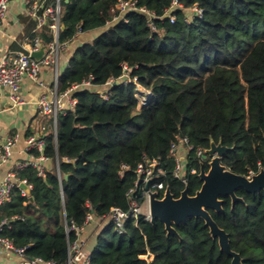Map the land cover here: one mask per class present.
Instances as JSON below:
<instances>
[{"label":"trees","instance_id":"trees-1","mask_svg":"<svg viewBox=\"0 0 264 264\" xmlns=\"http://www.w3.org/2000/svg\"><path fill=\"white\" fill-rule=\"evenodd\" d=\"M179 1L182 7L171 10V22L166 12L172 0H137L154 12L151 29L137 11L106 26L116 0H61L59 43L72 42L78 31H99L75 47L58 74V91L90 76L102 85L126 65L151 95L139 106L133 83L111 85L107 100L82 87L74 92L75 109L57 116L55 130L45 122L40 135L50 166L44 174L30 164L17 168L16 177L31 189L24 196L15 186L0 205V221L8 220L0 235L26 246L27 257L65 264L68 242L76 238L66 224L81 225L89 211L106 220L113 206L127 210L126 192L144 159L160 161L164 174L157 180L179 196L185 185L172 175L169 156L179 133L191 145L187 163L195 172L186 184L191 195L201 185L195 150L208 148L211 140L232 148L221 158L231 171L248 176L264 168V0ZM194 4L202 16L188 18ZM31 21V38L48 44L53 39L48 24L32 32L36 21ZM122 164L129 168L120 176ZM236 194L244 203L232 206L226 197L223 212L210 214L228 233L242 264H264V191ZM176 230L180 239L166 235L158 219L139 216L129 218L119 235L107 220L89 251L91 263L145 264L140 255L150 252L154 264H230L201 218H189Z\"/></svg>","mask_w":264,"mask_h":264},{"label":"built area","instance_id":"built-area-1","mask_svg":"<svg viewBox=\"0 0 264 264\" xmlns=\"http://www.w3.org/2000/svg\"><path fill=\"white\" fill-rule=\"evenodd\" d=\"M45 1L46 0H27L29 4V13L36 18L38 26L48 24L53 34V39L48 44L43 45L40 38L35 36L32 44L29 45L28 51H17L13 54L3 56L0 60V87L8 89L12 104L18 105L25 102L19 93L20 83L23 78H28L38 86L44 88V91L38 96L35 103L40 112L47 116L52 122L54 130L57 124V116L60 113L70 112L75 109L77 98L74 96V92L82 87L95 89L102 99L107 100L109 97V87L111 85L119 81L133 83L139 91V93L136 94L138 105L141 106L146 104L150 99V91L142 88L137 78L130 75V68L126 65H123L124 71L119 77L110 78L102 85L92 83V77L90 76L82 82L73 84L63 91H58L57 68L61 47V43L58 41V35L60 30L59 14L61 0H53L52 3L43 6ZM9 2L10 0H0V24L7 14ZM175 7H182L179 0H172V7L166 12L171 22H173L174 18L171 16L170 12ZM40 8L41 11H39ZM131 11L145 14L148 25L151 29H155L153 22L155 16L154 12L145 5H138L137 0H116L112 8V19L106 23V26L124 18V14ZM188 13V18H190L191 14L201 17L202 9L194 4L188 9ZM79 33L82 32L78 31V34ZM40 48H44V54L40 58L32 57L30 53ZM45 65L54 67V78L50 85L46 84L41 77V70ZM177 138L179 141L173 143L169 149V156H173L174 158L172 175L186 185L189 174L195 172V169L189 167L187 163V154L188 150L191 149V145L187 137L178 135ZM15 140L16 138L13 136L0 138V165L7 160ZM25 144V149L30 154L31 160L21 162L18 167L21 168L30 164L37 168L38 174H44L46 168L44 161L48 160V157L43 153L44 140L42 136L29 135L25 140ZM183 146H186L187 149L185 148L186 151L184 150V152H181L180 149L183 148ZM34 151L37 152V154H34ZM195 156L200 158L201 162L205 161L207 158L208 161L210 160V157L205 155V149L202 148H197L195 150ZM128 168V165L122 164L120 166L119 175L122 176L123 171ZM134 173L136 176L134 185L126 192L128 209L123 210L119 206H113L106 216L107 220L112 222L119 235L125 233V223L129 218L136 219L139 216H144L146 219H150L149 190L156 191L158 197H162L166 189L164 183L157 180L159 175L164 174V167L161 166L159 160L144 159V161L136 165ZM252 173L254 172H251L250 175ZM21 183H24L27 188L20 187ZM15 186L20 188V192L24 196H26L31 189V185L28 184L25 179H18L15 175V171L9 170L0 183V205L10 199L11 191ZM95 218L97 217L93 212L89 211L81 225H77L73 222L69 225L66 224V231H73L76 238L72 242H68V258L65 264H92L90 252L85 248V243L80 238V234L93 220H95ZM7 224L8 220L6 219L0 221V231L4 226H7ZM0 245L6 252L22 258L23 261L21 264H55L53 261H46L41 257H27L25 255L26 246H16L11 240L1 235ZM140 257L145 260V264H154V256L150 252L140 255Z\"/></svg>","mask_w":264,"mask_h":264},{"label":"crops","instance_id":"crops-1","mask_svg":"<svg viewBox=\"0 0 264 264\" xmlns=\"http://www.w3.org/2000/svg\"><path fill=\"white\" fill-rule=\"evenodd\" d=\"M31 19L36 21V27L31 31L40 30L41 26H38L36 18L29 13L27 0H10L7 14L0 24V60L3 56L17 51H28L29 45L32 44L34 39L29 34ZM96 34L91 37L87 35V32H82L72 42L61 43L57 68L58 74L68 66L69 58L75 47L83 42L90 41ZM41 77L46 84H52L54 67L51 65L43 66ZM43 91L44 88L28 78H23L20 83L19 93L25 102L13 105L9 98L8 89L0 87V138H6L7 136L16 138L11 147L10 155L0 165V183L7 171H15L19 168L18 165L21 162L31 160L30 154L25 149V140L29 135H40L45 122L49 120L47 116L40 112L35 103ZM44 165L48 168L50 161H44ZM106 221L107 219L95 218L80 234V238L84 241L85 248L88 251L95 245L96 236ZM22 261V258L6 252L0 245V264H21Z\"/></svg>","mask_w":264,"mask_h":264},{"label":"water","instance_id":"water-1","mask_svg":"<svg viewBox=\"0 0 264 264\" xmlns=\"http://www.w3.org/2000/svg\"><path fill=\"white\" fill-rule=\"evenodd\" d=\"M60 27L63 28V24ZM30 54L34 58H40L44 54V48ZM179 135L182 136L181 133ZM231 149L220 142L210 141L209 147L205 149V155L210 157L208 167L203 162L200 163L198 177L201 185L194 194H189L187 185L177 197L169 187H166L162 197H158L156 191L149 190V220L154 222L158 219L164 225L166 235L180 239L176 226L189 218H201L210 236L217 240L220 251L231 257L230 264H242L240 254L230 247L228 233L218 226L210 211L223 212L226 197L230 198L232 206L238 202L244 203L243 198L236 194L239 189L252 194L264 191V168L250 176L231 171L221 163V158ZM20 187L27 188L24 183Z\"/></svg>","mask_w":264,"mask_h":264},{"label":"rangeland","instance_id":"rangeland-1","mask_svg":"<svg viewBox=\"0 0 264 264\" xmlns=\"http://www.w3.org/2000/svg\"><path fill=\"white\" fill-rule=\"evenodd\" d=\"M99 30H92V31H89V32H87V35L88 36H93L95 33H97ZM184 148V149H183ZM183 148H181L180 150H181V152H184V150H185V148L187 149V147L186 146H183ZM186 151V150H185ZM180 152V153H181Z\"/></svg>","mask_w":264,"mask_h":264}]
</instances>
